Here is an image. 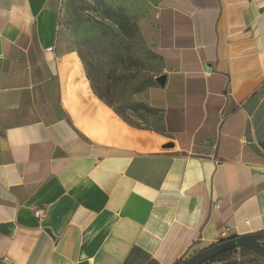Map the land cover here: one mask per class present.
Returning a JSON list of instances; mask_svg holds the SVG:
<instances>
[{"label": "crops", "instance_id": "0c3cea01", "mask_svg": "<svg viewBox=\"0 0 264 264\" xmlns=\"http://www.w3.org/2000/svg\"><path fill=\"white\" fill-rule=\"evenodd\" d=\"M120 1L160 57L142 124L91 87L64 0H0L2 262L181 264L264 232V0Z\"/></svg>", "mask_w": 264, "mask_h": 264}, {"label": "rangeland", "instance_id": "374dc122", "mask_svg": "<svg viewBox=\"0 0 264 264\" xmlns=\"http://www.w3.org/2000/svg\"><path fill=\"white\" fill-rule=\"evenodd\" d=\"M61 14L64 42L79 53L97 95L130 122L151 120L155 113L146 95L159 74L160 57L146 6L140 16L120 0H64ZM242 257L240 249L233 254Z\"/></svg>", "mask_w": 264, "mask_h": 264}, {"label": "water", "instance_id": "95a60500", "mask_svg": "<svg viewBox=\"0 0 264 264\" xmlns=\"http://www.w3.org/2000/svg\"><path fill=\"white\" fill-rule=\"evenodd\" d=\"M158 82L164 85L165 76L159 77ZM165 147H173V144H166ZM261 240H264V232L232 237L227 240L224 239L191 256L181 264H206L224 253L242 248L264 259V245Z\"/></svg>", "mask_w": 264, "mask_h": 264}, {"label": "trees", "instance_id": "16d2710c", "mask_svg": "<svg viewBox=\"0 0 264 264\" xmlns=\"http://www.w3.org/2000/svg\"><path fill=\"white\" fill-rule=\"evenodd\" d=\"M263 245H264V243H263ZM236 250L224 253V254L220 255L219 257H217L216 259H213L211 262L219 261V262H223V264H254V263H257V262L264 260V259L256 256L251 251L244 249V248H242L240 250H241L242 256L246 257V259H243V260L235 259V258H233V254L235 253ZM249 256L251 258H247Z\"/></svg>", "mask_w": 264, "mask_h": 264}, {"label": "built area", "instance_id": "2783aa9c", "mask_svg": "<svg viewBox=\"0 0 264 264\" xmlns=\"http://www.w3.org/2000/svg\"><path fill=\"white\" fill-rule=\"evenodd\" d=\"M35 216L38 219H40L43 216V210L37 209L35 211ZM227 234H228L227 232L223 233V240L228 238ZM237 259L239 260V258H237ZM254 264H264V260L263 261H260V262H257V263H254Z\"/></svg>", "mask_w": 264, "mask_h": 264}]
</instances>
